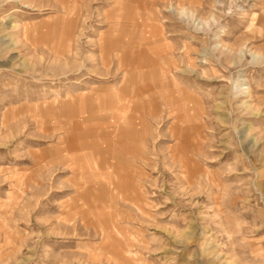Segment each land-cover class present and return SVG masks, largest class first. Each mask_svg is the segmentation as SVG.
Returning a JSON list of instances; mask_svg holds the SVG:
<instances>
[{
    "label": "rangeland",
    "instance_id": "obj_1",
    "mask_svg": "<svg viewBox=\"0 0 264 264\" xmlns=\"http://www.w3.org/2000/svg\"><path fill=\"white\" fill-rule=\"evenodd\" d=\"M119 1L0 0V264H264V0Z\"/></svg>",
    "mask_w": 264,
    "mask_h": 264
},
{
    "label": "bare ground",
    "instance_id": "obj_2",
    "mask_svg": "<svg viewBox=\"0 0 264 264\" xmlns=\"http://www.w3.org/2000/svg\"><path fill=\"white\" fill-rule=\"evenodd\" d=\"M119 3H120V5L122 4L123 5V10H124V12L126 13V14H128L129 13V6H125L124 7V3H123V1L122 0H120L119 1ZM118 4V3H117ZM131 6V5H130ZM184 10H186V9H184ZM182 12H184V11H182ZM186 12V11H185ZM190 12V11H189ZM188 12V13H189ZM194 16V15H193ZM155 30V32H153L152 34L150 33V37L154 40V39H156L158 36H160V32L159 31H157L156 29H154Z\"/></svg>",
    "mask_w": 264,
    "mask_h": 264
}]
</instances>
